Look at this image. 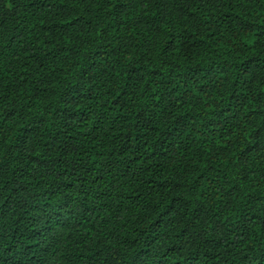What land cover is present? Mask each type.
Masks as SVG:
<instances>
[{"label": "trees", "instance_id": "trees-1", "mask_svg": "<svg viewBox=\"0 0 264 264\" xmlns=\"http://www.w3.org/2000/svg\"><path fill=\"white\" fill-rule=\"evenodd\" d=\"M0 264H264V0H0Z\"/></svg>", "mask_w": 264, "mask_h": 264}]
</instances>
